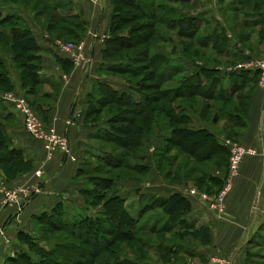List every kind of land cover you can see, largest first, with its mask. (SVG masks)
Listing matches in <instances>:
<instances>
[{"label":"crops","instance_id":"1","mask_svg":"<svg viewBox=\"0 0 264 264\" xmlns=\"http://www.w3.org/2000/svg\"><path fill=\"white\" fill-rule=\"evenodd\" d=\"M224 1L191 0L189 3L183 4L184 8H178L184 14L196 12L194 16L205 14V16L219 19V17L224 18L225 16L222 11ZM259 1L254 3V7ZM261 1L264 2V0ZM69 2L73 5V13L79 15L84 21L81 40L86 44L87 53L91 58L90 64L87 66L75 64L70 57L55 47L54 39L52 41L47 36H45L47 39L45 43H49V45H43L37 32L32 29L41 46L42 59L39 62L38 71L41 82L38 86L43 85L42 95L39 96V93H35L34 96L35 98L39 96L38 98L41 99L38 104L40 113L47 122L55 125L60 133L69 138L74 153L80 159L91 153H97L96 140L100 139L99 131L105 124L103 120H94L93 115H89L88 107L92 86L98 79L105 80L100 75V68L104 62L103 51L106 41L111 36L110 28L114 6L112 0H100V2L69 0ZM179 4L182 6L181 3H175L173 6H179ZM259 28L257 26L256 30ZM253 34H256V31ZM252 42L254 45H243L248 48L250 55L252 57L263 55L264 39H254ZM208 49L214 52L213 45H210ZM10 76L13 78L14 74L11 73ZM247 80L246 85H249L247 88H250V91L248 95H245V97L248 96L245 123L238 126L237 141L262 151L264 148V87L259 85L258 77L255 75H250ZM14 81L15 88L19 90L20 86L16 84L15 79ZM170 81L166 80V82ZM119 90L123 91L122 88ZM133 96L137 101L142 98V95ZM0 103L2 105V107L0 106V120L6 124L5 130L11 141L10 147L20 151L24 160L28 161L27 167L13 170L9 168L8 164L0 166V181H3L7 187L40 185L42 189L21 209L17 206L4 204L0 190V227H4L10 237V243H7L0 235V264H5L9 256L15 255L20 249L25 248V245L21 243L19 233L32 234V232H36L34 220L39 215L51 212L54 208H61L64 215L69 213L70 206L73 207L71 212L80 213L86 201L84 192L92 187L82 185L80 161H71L60 152L52 159H47L43 142L33 138L25 130L22 117L17 110L10 103L1 99ZM199 117L200 120L195 128H207L215 136L217 142L221 146H225L223 144L225 135L215 130V125H218L219 121L211 124L204 121L203 112ZM154 139L158 140L156 146L162 145L160 138L157 139L151 133L143 135V145L146 144L150 149L155 147ZM98 154L102 155L99 151ZM143 158L142 165L147 167L146 176L141 175V178L124 182L120 193H118L125 199L126 208L132 198L138 199L139 193H144L145 196L157 194L168 197L174 192H180L183 187L196 185L195 180L203 177L205 173L220 178V184L225 182L228 174L227 163L217 169L212 167L211 161L214 158L198 162L199 168L196 167L189 174L186 173L187 168L185 169V166L180 164L178 177L174 173L170 174L171 176L161 174L153 154H147ZM205 164H209L211 167H204ZM39 169L42 170L41 176H37L35 173ZM143 176L145 177L143 178ZM170 178H173V181H170ZM205 182L209 184L208 182L211 181L207 178ZM190 202L191 210L186 214V217L196 226L205 227L210 234L211 241L208 244L197 246L189 253V256L199 263L208 260L212 255L220 254L230 257L233 264H248L247 261L250 259L254 247L262 248L256 242L260 238H264V152L257 155H246L242 159L239 174L233 180L232 188L226 198L227 210L224 215L218 216L209 211L195 198L190 199ZM141 204L143 207L145 203ZM142 207L138 217H135L140 221ZM163 219L166 220L167 216L163 215ZM164 260L152 262L164 264Z\"/></svg>","mask_w":264,"mask_h":264},{"label":"rangeland","instance_id":"2","mask_svg":"<svg viewBox=\"0 0 264 264\" xmlns=\"http://www.w3.org/2000/svg\"><path fill=\"white\" fill-rule=\"evenodd\" d=\"M139 1L142 4L146 5V9L151 11L154 17L150 18L147 16L143 19L138 20L137 22L144 24L146 23L145 25H152L154 29H157L151 40V42L156 40V44L149 46L150 54L148 58L150 59L154 54H165L167 55V57H171L170 66L176 67L179 65L183 68L181 74H179L177 77H174L170 82L159 84L160 90L173 89L177 86L182 85L183 78L190 77L195 71L199 70V67L204 66L205 62L211 61L212 63H214V60H216L217 63L214 64L218 66L215 67L214 70H212L213 73H209L206 76V82H204L203 87H208L210 82L213 80L214 84L211 85L212 88H209V91H213L215 95L219 93L224 95L227 92H230L231 89H233L234 92L228 101H224L221 98H216V96L215 99L210 100H204L199 96L184 97L172 101H167L165 99L159 100L156 104L157 108L153 113V120L149 123H144V132L145 134L151 133L153 134V136L155 135L157 139L160 138V141L162 142L161 146L155 145L158 141L155 139L153 142L155 147H151V149L146 144L142 147L140 146L131 148L120 146L107 139L104 140L100 138L96 140V144L98 145V149L96 151L97 153H91L92 155H86L83 156V158L79 159V164L82 168V185L90 186L93 188V182L96 183L101 181L102 179L113 178V185L107 192L106 196L120 193L124 182L141 178V175L146 176L147 171L140 170L145 168L135 165L143 164V156L145 157V155L150 153L151 155L153 154L158 170H160V173L163 175H165V172L168 169L172 171L171 174L175 171L176 175H179L178 168L180 164H182V166L184 165L185 169L188 167H194V164H196L195 168H199V166H197L198 162L196 161V159L192 157L190 153L184 150L186 149L184 147H187V149L189 148V143L185 142V140H183L179 136H175V139L176 141L181 143L180 146H176L171 142H166L167 140L165 139L168 136L170 137L171 135H173L174 130L179 127H196L198 125V120H200V117L198 118V116L202 113L201 107L203 106V102L213 105V107L211 106L209 110L203 113V120L209 122L210 124L219 121V124L215 125V130H217L219 133H222V135H225V138H230L237 141V137L235 134L239 130L238 126H240L245 120V107L248 97H245V95H248L250 88H247L249 85L247 86L246 81L243 80V73L228 71L227 66L236 64L238 61H240V59L234 61L230 58L216 55L208 48L200 47V44L196 39H199L200 37L205 38L207 37L206 35H211V33L216 30V35L220 37L218 38V43L220 45H224L226 49H230L231 51L234 50L235 45H238L239 47L244 49L246 46L244 47L242 45H254V43L252 42L254 39H261V37L259 36L260 28L256 30V28H253L252 25L256 22L257 19H259L256 15L264 8L263 2L261 0L259 1L260 6L258 8L254 7V3L257 0H226L222 4L223 15L225 16L224 18L219 17V19H217L216 17L211 18L209 16H205V14L194 16L196 12H188L187 14H183L182 10H177L176 13L173 14L168 7H172V4L169 5V3L165 2L164 0ZM72 6L73 5L69 2V0H0V83L2 82V84H0V94L12 90H17L13 83L15 82V79L16 84L20 86L18 91L22 90V94L25 96L30 105L36 112L41 114L38 110V104L41 99H39L38 97L43 93V85L40 84L39 86H34L30 81L26 59L17 48L14 36H16L17 32L29 28L37 32L43 45H49V43H45V40H47L45 36H47L52 41L56 38L69 39L71 35H68L66 32H64V30H62V27H67L68 29H73L72 31L77 32V30L74 29L72 23H75V21H80L79 18H76L74 16L75 14L73 13ZM233 6L239 7L240 10L238 13L232 14V12L229 10V8ZM174 7H176V9H179L180 7H183V4L182 6L179 4V6ZM122 9H124V12H126L127 15H129V11H131L132 14L133 12L137 13L135 11L136 9L130 6L124 7ZM126 13H124V15ZM183 15H193L194 17H198L197 21L198 23H200V25L197 27V29L195 28L196 36L192 39H190L187 35L179 33V29L177 28L173 31H170L167 28L168 24H172L173 22L174 24L178 23V18ZM234 15L237 17V21L247 22L250 24V27L245 28L243 26H239L236 28V30H233V33L229 28V21ZM51 22L53 23V29L52 31H49L47 29V25L51 24ZM262 27L264 28V25ZM252 29L256 31V34H253V36L251 35L252 38L247 42V44H242L235 36L240 31H246L247 33H249ZM33 30L32 33H34ZM148 31L152 32V30H144V32ZM157 31L165 36L163 40L158 39L161 35H159ZM115 33L118 35H121V33L127 35L132 34L131 30L129 29V25L124 26L123 29ZM229 35H231L232 38H230ZM191 41L193 42L190 45L194 46H191L189 52H186L185 54V49H183L184 45H187ZM209 45H213V43ZM142 47L143 46L137 49H141ZM120 48L121 50L117 51L118 54H115L111 59L106 60L107 63L125 62L127 63L125 65L131 66L138 63L136 61H138L139 59L136 58L137 53H135V50H127L126 48H122V46H120ZM197 48L198 50H200V55L199 57H194L193 50ZM244 58L245 56L242 59ZM149 59L146 60V62L148 63L145 64V68L139 75L133 76V72H131L132 70H126V72H124L125 70H122L123 72H114L101 68L100 75L108 84L116 89L122 88L123 91H126V93L132 95V97L135 99L133 95H141L138 89V84H140L143 79H145V81L147 80V77H145V75H148L149 71H151L152 69ZM11 73L14 74L15 78H12L10 76ZM155 82L157 83L156 80ZM95 88L96 84L94 83L92 89L95 90ZM146 90L148 92H152L153 89L147 88ZM35 93H39V96H37L36 98L34 96ZM163 104H165L164 109H162L161 107V105ZM0 106L2 107L1 103ZM109 107H113V105L104 106L102 112L94 115L93 119L104 121L108 117L112 116V112L108 110ZM170 108L172 109V112L168 113V109ZM220 109L228 113L229 116L232 115V119H229L228 114L226 115L223 113H219ZM172 117H177L178 120L172 121ZM214 117L218 119L214 120ZM140 123H142V120L138 118L135 124V128ZM120 125L126 126L129 125V123L121 122ZM166 143L168 145L167 152L163 150ZM98 151L102 153V155L98 154ZM105 154H113L117 157L120 156L124 159L125 165L123 164L124 166L122 165L113 167L110 163H106L104 161L103 156ZM165 156L167 159L162 161V158H164ZM217 159L222 161L221 158ZM158 160L162 162L161 166L158 165ZM126 163L129 165L126 166ZM134 168H136L137 170H134ZM145 176H143V178ZM169 180L173 181V178H170ZM138 199L136 197L132 198L128 202L127 206L129 213L134 216V218L138 217L139 215L140 208L142 207L141 203H150V200H153V196H145L144 193H139ZM102 203L103 200H97L94 205L89 206V203L85 202L84 208L80 213L77 214L71 212L73 207L70 206L69 213H65L63 215V219L65 222L67 220L71 221L74 218H79V215L81 214H90L96 216L99 212H101L99 211V209L101 208ZM183 217L181 218V220L177 221L174 229H171L168 232L152 233L150 231L144 230L139 231L137 235L141 237L143 241H145L146 245L139 248L138 252L136 253L143 256L144 260L148 259L150 263H153L152 261L162 262L161 260H164L165 258H163L164 253L162 252V249L158 247L159 243H161L162 247L167 246V248L176 249L177 251L181 252L170 254V260H164V264H168V262L169 264H200L206 262L207 260L200 261L199 263L197 261L195 262L194 258L189 256V253L191 251L195 250L197 246L205 242V239L201 234L198 233V226H192V224H190V228L183 229V225H186L187 220L189 221L188 218H186L187 220H185ZM164 221L165 219H163L161 208H159L157 205H153L151 208H147L141 221H139V224L140 226H146L148 229H150L151 226L154 225L159 228L162 226ZM44 227H46V225H42L40 221L35 219L34 229L36 232H32V234L28 233V235L32 236L35 241H37L43 247L50 249L57 243V241L71 242L76 246L85 245L82 244L81 241L77 240L76 237L67 234V232H43ZM21 243L25 245V248L20 249L17 253H15V255L21 251H26L32 257H34L35 260H37L38 258L33 252H31L28 244L23 241H21ZM256 244H260L259 246H261L262 248L254 247L252 255L250 256V264H264V238H260L256 242ZM133 246L134 248L136 247L135 242ZM85 247L94 249L89 245H86ZM117 247L122 248L124 251L128 249L127 244L121 242H119ZM129 255L133 256L131 253H129ZM108 258H111V256H109Z\"/></svg>","mask_w":264,"mask_h":264},{"label":"trees","instance_id":"3","mask_svg":"<svg viewBox=\"0 0 264 264\" xmlns=\"http://www.w3.org/2000/svg\"><path fill=\"white\" fill-rule=\"evenodd\" d=\"M164 1L168 2L169 5L172 4V7H168L170 11L175 14L176 11L180 9H176L173 4H186L191 0ZM112 3L114 10L110 28L111 36L106 41V47L103 51L104 62L101 65V69L114 72H123L122 70H125L124 72H126V70H132L131 72H133V76L139 75L145 68V64L148 63L146 60L149 59V46L156 44V40L152 42L151 40L157 29H154L152 25H145L146 23H138L137 21L147 16L153 18L154 15L151 11L146 9V5L142 4L139 0H112ZM128 6L135 8L137 13L133 12L132 14V12L129 11V15H127V13L124 12V9L122 8ZM259 6V3H257L255 7L258 8ZM229 10L233 12L232 14H234L238 13L240 9L239 7L233 6L230 7ZM123 12L126 14L124 15ZM74 16L80 19V21H75V23H72L74 29H76L77 32L72 31L73 29L70 30L67 27H62V30H64V32H66L68 35H71V38H64L65 40L71 39L70 41L77 42L81 40V36L83 35L84 21L79 15L75 14ZM256 16H258L259 19H257L256 22L252 24L253 28L259 26V36L261 39H264V28L262 27L264 25V8ZM178 19V23L174 24L173 22L172 24H168V30H175L177 28L179 29V33L187 35L190 39L194 38L196 36L195 28L197 29V27L200 25V23L197 21L198 17L183 15ZM52 24L53 23L51 22V24L47 25V29L49 31H52L53 29ZM229 24V28L233 33V30H236V28L239 26H243L245 28L250 27V24L247 22L237 21V17L235 15L232 17V19H230ZM127 25H129V29L131 30L132 34L127 35L121 33V35H118L115 33ZM144 30H152V32H144ZM215 31H213L211 35H206L207 37L205 38L200 37L199 39H196L200 44L199 46L202 48H208L210 46L209 44L213 43V49L216 55L224 56L234 61L239 59L241 60L244 57V54L242 53L243 49L238 45H235L234 50L232 51L230 49H226L224 45H220L218 43V38L220 37L216 35ZM254 32V29H252L249 33L246 31H240L235 36L242 44H247ZM157 33L161 35V38L159 37L158 39L163 40L165 36L158 31ZM14 37L17 48L26 59L29 79L32 84L36 86L41 82V76L38 72L39 62L42 59L40 54L41 46L38 43L36 36L29 28L17 32L16 36ZM192 42L193 41L187 45H184L185 54L186 52H189L191 46H194L190 45ZM120 46H122V48H126L127 50H135V53H137L136 58L139 59L136 61L138 62L136 65H125L127 64L125 62L107 63L106 60H109L115 54H118L117 51L121 50ZM141 46H143L141 49H137ZM193 55L194 57H199L200 50H198V48L193 50ZM149 60L152 69L149 71L148 75H145L147 80L145 81V79H143L142 82L140 81L141 83L138 84L139 92L142 95V98L139 101L134 99L132 95L126 93V91H120L119 89L114 88L105 80H96V88L95 90L92 89V93L89 98V115H93L94 117V115L102 112L104 106L113 105V107H109L108 109L112 112V116L104 120L105 124L99 131V136L101 139L110 140L111 142L123 147H142V137L145 134L144 123H149L153 120V113L157 108L156 104L159 100L165 99L167 101H172L179 98L194 96H199L204 100H210L215 99L216 96V98H221L224 101H228L233 95V89L224 95L220 93L215 95L213 91H209L212 88L211 85L214 84L213 80L210 82L208 87H203L204 82H206V76L209 73H213L212 70H214L216 67L214 64L217 63L216 60H214V63L211 61L205 62V65L199 67V70L195 71L190 77L183 78L182 85L166 90H160L159 84H163L166 82V80H172L178 73L183 71L182 67L168 66L170 59L165 54H154ZM241 73H243V80L248 81L247 79L251 74L249 72ZM252 75L257 76L256 73ZM0 84H2V82ZM147 88H152V92H148L146 90ZM164 105L165 104L161 105L162 109H164ZM211 106L213 107V105L210 103L203 102V106L201 107L202 112H206ZM169 112H172L171 108L168 109V113ZM219 113L226 115L228 114L222 109L219 110ZM39 115L45 122H47L42 113ZM228 117L229 119H232V115L229 116L228 114ZM138 118L142 120V123L138 124L135 128ZM171 119L172 121L178 120L177 117H172ZM217 119L218 118L214 117V120ZM121 122H128L129 125H120ZM244 123L245 120L241 125H244ZM5 126L6 124L0 120V166L8 164L9 168L12 170L15 168L27 167L28 161L24 160L21 152L10 147L11 141L6 134ZM235 135L236 137L238 136V134ZM175 136H179L185 140V142L189 143V150L187 147H184L186 148L184 150L190 153L197 162H205L210 160V158H214V160L211 161L213 165L212 167L217 169L218 167H221L227 163L228 169V148L226 146H221L215 139V136L207 128L179 127L175 129L173 135L170 137L168 136L165 140H167L166 142H171L176 146H180L181 143L176 141ZM163 150L167 152V143ZM215 154L216 157H214ZM217 158H221L222 161ZM103 159L106 163H110L113 167L122 166L123 164L125 165L123 158L120 156L117 157L113 154H105ZM166 159L167 158L165 156L162 158V161ZM128 165L129 164L126 166ZM158 165H162L160 160H158ZM135 166H142V168L145 169L140 170H147L145 165L140 164ZM207 166L209 168L211 167L209 164H205L204 167ZM134 170L137 169L134 168ZM194 170L195 166L188 167L186 173L189 174ZM171 172L172 171L168 169L165 174L169 176ZM174 174L176 173L174 172ZM207 178H209V181H211L208 182L209 184H206L205 182ZM113 182V178L102 179L99 182H93L94 187L92 189L85 190V202L89 203V206L94 205L97 200H103L101 208L99 209L101 212H99L96 216L90 214H81L79 215V218H74L71 221L67 220L65 222L63 219V210L61 208H54L51 212L43 213L36 218L42 223V225H46V227L43 228V232H67V234L76 237L77 240L81 241L82 244L85 245L76 246L71 242L57 241V243L52 248L48 249L41 246L32 236L28 235V233L20 232V240L28 244L31 252H33L38 259L35 260L34 257H32L26 251H21L15 256H9L6 259L5 264H153L150 263L148 259L144 260L143 256L136 253L138 252L139 248L146 245L145 241H143L142 238L137 235V233L143 230L150 231L152 233H163L174 229L177 221L181 220L183 216H185L183 218L187 220L186 214L191 210L190 199L185 197L181 192H174L168 197L152 195L153 200L151 201L149 199L151 204L145 203L142 207L140 218L143 217L147 208L157 205L159 208H161L162 216L166 215L167 219L164 221L162 226L159 227L160 229L155 225L148 229L144 225L140 226V220H137L129 213L126 208L125 199L118 193L106 196L107 192L111 189ZM195 183L196 186L202 190L216 192L223 186L224 181L220 184V178L212 177L210 173H205L203 177L196 179ZM190 224H192V226H196L194 223H191L187 220L186 225H183V229L190 228ZM197 228L198 233L201 234L205 239L203 244L210 243L211 240L208 230L205 227ZM119 242L126 243L129 250L127 249L124 251L122 248L117 247ZM134 242L136 244L135 248L133 246ZM86 245H89L94 249L86 248ZM158 247L162 249V252L164 253L163 258H165L166 261L170 260V254L181 253L176 249L167 248V246L162 247L161 243H159ZM129 253H131L133 256H130ZM109 256H111V258H108ZM247 262L250 264V259Z\"/></svg>","mask_w":264,"mask_h":264},{"label":"built area","instance_id":"4","mask_svg":"<svg viewBox=\"0 0 264 264\" xmlns=\"http://www.w3.org/2000/svg\"><path fill=\"white\" fill-rule=\"evenodd\" d=\"M92 1L100 2V0ZM229 37L232 38L231 35H229ZM53 43L61 53L70 57L75 64L81 66L90 64L91 58L87 53V47L83 40L72 42L56 38ZM243 54L245 58L238 61L236 64L227 66L228 71L249 72L251 75L256 73L259 85L264 87V53L260 57H252L250 56L249 50L243 49ZM0 98L2 101L10 103L12 107L17 110L22 117L25 130L33 138L43 142L47 159H52L60 152L71 161H79V157L74 153L69 138L60 133L55 125L45 122L39 113L30 105L21 91L12 90L1 93ZM223 144L229 151L228 174L223 186L216 192L205 191L197 186L183 187L180 191L189 199H197L206 206L209 211H212L218 216L224 215L227 210L226 198L232 188L233 180L239 174L240 164L244 156L257 155L260 152H264V148L262 151H259L254 147L246 146L230 138H224ZM35 173L37 176H41L42 170L39 169ZM0 182L3 203L17 206L19 209L42 191L40 185L7 187L3 181ZM0 235L7 243H10V237H8L4 227H0ZM200 264H233V261L230 257L215 254L206 262Z\"/></svg>","mask_w":264,"mask_h":264}]
</instances>
